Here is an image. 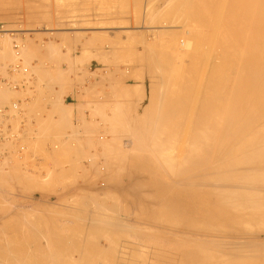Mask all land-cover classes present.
I'll return each mask as SVG.
<instances>
[{
	"label": "bare ground",
	"instance_id": "bare-ground-1",
	"mask_svg": "<svg viewBox=\"0 0 264 264\" xmlns=\"http://www.w3.org/2000/svg\"><path fill=\"white\" fill-rule=\"evenodd\" d=\"M45 1H47V0H45ZM133 1H134V3L137 1H139V3H142L141 1L145 2V0H137V1L133 0ZM162 1H164V3H163L164 6L161 7V5L159 4L160 8H161L160 9V8H157L160 0L159 1L158 0H147L146 3H148V6H147L148 8L147 9L144 8V9H146V11H147L146 12L147 18L150 17L151 18L150 20L153 22V25H154V26H152V22H149L151 24L150 26H152V27H148V26L147 27H148V30L150 29L149 32L151 33V35L153 37L152 38L153 42H155L154 40L158 39L159 37H164L167 40H168V38H170V40L166 41V43L169 42L168 43L169 45L167 44L168 46L167 45L166 46L168 48L170 47V49L172 48V53H171V50H170V53L173 54V57L170 54L163 56L161 52H160L161 54H159L158 51L156 52V50H154L155 48H153V47L151 49L150 46H155L156 42L154 44L150 45V43H152V41H149V40H145V42H144L145 43L144 46L147 49L150 48V50H147V49L145 50L146 52L147 51L149 52V53L147 52V55L142 54V55L136 56V60H134L132 57H130L131 55L133 56V53L130 56L126 55L125 57L128 58L127 56H129L131 59H133L132 61H138V64H139L140 62L143 63L144 61H146L148 55L150 54L151 58H152V63L151 62L150 63H151V65H153L152 66L153 68L151 67L152 70L155 69V70H157V72L159 70L162 71L161 74H159L160 72L156 73L159 75V76L157 75L158 77L155 74V72H156L155 70H154L155 72L151 71V72H154L153 74H155V79L153 80V83H155V85L154 84L153 85L155 88H157L156 85L161 84L160 86H163L162 90L164 88V90H163L164 92L163 91L161 92L160 91L161 89L158 90V88L157 89L153 88L154 89L153 91H152V89L148 88L149 91H151V95H149L147 97V99L148 98L149 99L146 103V106L144 107L143 110H141L140 114L135 115V114H131V113L128 114L127 112H134L136 107L132 108L131 106H134L135 102H140L143 100L142 98H140L139 100H137L138 98L135 99V97L138 96L141 92V85H139V84H128L127 83L128 85H121L122 82L120 83V79H119L121 76L118 78H115V76L113 74V76L115 78L114 80L119 79V82H118L119 84L116 82L118 87H115V85H114L115 89L112 88V79L105 78V79H103V81L102 80L97 81V79H96L97 82L95 81L96 84H98V85L100 84V86L102 85L101 87L99 86L101 88V90H99L98 87H96L95 83H94L95 87H93L92 85H91L92 86L91 87L89 85L91 89H87V91L84 90V91H86V94H92L96 98H100L98 95V91L101 92L102 94H104L103 91L106 90V88L104 87V84H106L108 87L107 88L108 92H110V90L112 92V89H113L114 90L113 92L118 91L117 93L115 92L116 95L117 94L123 95V97L120 96L122 98H124V97L127 99L131 98V99L126 100L125 104H123L124 101H122V104L124 106L122 104H120V105L114 104V101H113L114 105H110L111 109L110 108H107V109L104 108L106 110H108V109L111 110V111L110 110L108 111V112H111V114H108V116L105 115L107 117H105L103 115V117H105V119L101 116V114H100V116L102 117L101 119H99L100 117L95 118V115L92 116V119L90 117H88L91 120L90 124L88 125V123H87L88 118H87V120H85V119H83V117H84L83 116L82 117V119H83L82 124L84 126L82 124H80V125H82L81 127H83V130L86 128V130L88 131L89 134L91 132H93V134H94L90 139H89V137H86V140H84V141L81 140V141H83L84 143H87L88 139H89L91 141V143H93L101 151L100 152L98 150L99 152H97V155L95 152V155L99 156L101 154L102 157L104 158L102 160L101 159L102 157L101 158L94 157L93 162H91V159H92L91 156L92 155H90L91 158H90V160H88L89 164H87L88 163L87 159L89 157L87 155L88 157H87L85 162L88 166H86V167H91L93 164L97 163V161H100V164H101V160H102V164L99 166V164L97 163L98 167L95 164L97 169L95 168L93 170L95 172L98 171L99 175H96L98 173H96V174L93 173L92 177L94 175H96L97 178L101 177L105 180V182L107 181L106 182L107 184H110L111 186L109 185L106 189L104 188L105 190L100 189L99 190L100 194H97L99 191L97 193H94L93 191L83 190V189L78 191L79 189L77 188L78 190H77V194H75L76 196L74 195V199L69 197L72 200L69 199L68 204H70L69 202L73 201V200H78L76 202L77 203L79 202V204H80L81 201L84 200V198L85 199L87 198V199H89V201L91 199H92L91 201L94 200L93 204H95L94 205L95 207H94V212H92V213L90 212L92 209L90 211H88V208L90 207L87 205V203L89 204L88 200H87L88 202L86 201L87 203L85 202L86 203L85 205H84V203L83 204L81 203V205H84V209H82L83 208V206H82V208H79L80 209L79 211H76L77 210L76 208L78 205L75 207L76 204H74V205L72 204L73 207H75L76 212L73 211V208L71 210V208H69L66 205L65 208L68 207V209H70V211H71L70 212L68 209L64 208L66 211H68L66 213V215H68L67 217H69V215L71 214L69 218H71V217L73 218V219L71 218L72 221L70 220L71 221L70 223L65 222V221L59 223V221L61 219L64 220L63 215H61L62 216L61 217L59 215V213L57 214L58 218L56 217L57 220L55 219V217H54V219H52L53 217L49 218V216L50 215L53 216V214L49 213L50 214L49 215L47 211H46L47 214H45V215H48V218L44 219L45 215L43 217L42 216L43 213L40 211L38 212V210H37L39 207L36 209L37 211L32 210V209L30 211V209H29L30 212H27L26 210H28V208L24 206L25 209H23L22 208L23 206H21L23 211H21V208H20L21 212L19 210H18L19 211L18 212L17 208H16V212H18V213L13 211L15 213V215L13 214L11 216V214L8 213L10 216H8V217L6 216L7 218H4V221H2L3 219L1 218V221H0V262L2 260H4V261H2V263H4V264H7L9 261H11V262L14 261L15 263L13 262V264H86V262L89 264H100V262L104 263V261L106 264H108V263L109 264H164V262L166 264H264V236H261V235H264V0H162ZM63 2L64 1L62 0V3ZM73 2L74 1H72V3ZM106 2H107V0H106ZM119 2H120V0H118L116 4L118 5ZM126 2H128V1H126ZM144 2H143V4H146ZM10 3H12V2H10ZM120 3H122V2H120ZM126 4L127 3H124V7L126 6ZM143 4H142V7H143ZM3 5H4V3H0L1 8L3 7ZM6 5H9V4L6 3ZM18 5H19V3H18ZM115 5H113V7ZM45 6L47 7L46 4H45ZM91 6H92V4H91ZM137 6L135 7L136 9H137ZM139 6H140V4H139ZM127 7H128L127 9L130 10L129 6H127ZM130 7H132V6H130ZM34 8H35V6H34ZM40 8L42 9V7H40ZM102 8H103V6H102ZM83 9H84V6H83ZM115 9H117V6ZM124 9H126V8H124ZM140 9L142 10V8H140ZM156 9H158V10H156ZM0 10H2V9H0ZM90 10H88V11H90ZM101 10L103 11V9H101ZM114 10H113V13H114ZM121 10H119V11H121ZM126 10H125V13H126ZM96 11H97V9H96ZM134 11H136V10L134 9ZM76 12L77 11L72 12V13H76ZM103 12H102V14H103L102 16L107 17L106 16L107 13H106V15H104L105 12L104 13ZM131 12L133 13V11H131ZM138 12H141V11L139 10ZM56 13H58V12H56ZM69 13H70V11H69ZM113 13L112 14L109 13V14H111L113 17ZM119 13L122 14V12H118V14ZM125 13L122 14L123 18H125L124 17ZM128 13H126V14H128ZM141 14H143V13H141ZM56 15L58 16V14H56ZM59 15H60V13H59ZM97 15H99V14H97ZM100 15H101V13H100ZM115 15H117V14H115ZM154 15H155V18L157 16L160 17L163 15H165V16L167 15V17H170V19H172V20L170 22L166 21L165 23H162V24L159 22L160 24L157 25V23H154V20H156V22H157V21H159V18L158 19L153 18ZM47 16H48V14H47ZM81 16H82V13H81ZM79 17L80 16H78V18ZM114 17H118V15L114 16ZM114 17H113V21H115ZM78 18L76 17L77 20H78ZM136 18H134V19H136ZM145 18H146V15H145ZM145 18H142L141 20H143ZM152 18H153V20H152ZM119 19L120 18L118 17V20ZM162 19H160L161 22H162ZM59 20H60V18H59ZM105 20H103L104 23L103 22L101 23V28H102V26L106 25ZM111 20L112 19H110V21ZM122 20H121V23H124V22H122ZM89 21H86L87 24L89 23ZM107 21H106L107 23L111 24L110 27H112L113 25L116 26V24H114V23L115 22L117 23V21L113 22V25H112V23L109 22L108 18H107ZM139 21L137 24H139ZM95 22H97V21H95ZM147 22L148 21H146V24H149ZM72 23H74V22L72 21ZM78 23L81 25L80 22H78ZM82 23L84 24V21ZM121 23H120V21L117 23L119 25L116 27V29H121V30L126 29L127 31H129L127 28L128 27L127 23H125L127 25V27L123 24L121 25ZM134 23H136V22H134ZM92 24H94V22ZM109 24H107V26ZM155 24L157 26H155ZM27 25H28V23H27ZM31 25H33V24H31ZM140 25H141V23H140ZM58 26H59V23H58ZM65 26H66V23H65ZM67 26H69V25L67 24ZM107 26H105V27H107ZM110 27H108V28H110ZM84 28H86V27H84ZM88 28H90V27H87V29ZM94 28L97 31L98 27H97V29H96V27H94ZM94 28H93V31H94ZM99 28H100V26H99ZM132 28H134V27H132ZM136 28H138V27H136ZM39 29H41V28H39ZM56 29H58V28H56ZM70 29H72V27ZM90 29H92V28H90ZM26 30H28V29H25V32H26ZM121 30H120L121 34L119 33L120 35H122V32L125 31V30H122V31ZM93 31H91V32H93ZM111 31L116 32L117 34L114 33L116 36L119 35L117 30L116 31L111 30ZM132 31H133V29H132ZM132 31L130 29L129 32L135 33ZM2 32H8V33L14 32V33H16V30L15 31H13V30L9 31V29H8V31H7L5 29ZM2 32H0V36L5 35L3 39H6V41L8 38H11L7 41V43L9 45H12L10 43H12L11 40H12V37H14V36L12 35V37H8V36L6 37L7 34L3 33V35H2ZM53 32H55V31H53ZM83 32L84 31H82V33ZM129 32L125 33V35H127V34L129 35ZM56 33H59V32H56ZM75 33H76V31H75ZM78 33L79 32L77 31V34ZM82 33H81V35H82ZM104 33H106V35H107V32H104ZM104 33L101 32V35ZM77 34H75V35H77ZM84 34L82 35V37L84 36ZM93 34L95 36L98 34V32H97V34L95 32ZM93 34L91 35L92 36L91 38H89V36L86 37V39H88L87 42L89 41V39H93V38L95 39V37H97V38L98 37L99 38L104 37L103 35L101 36L100 33H99V35L93 37ZM109 34H111V33H109ZM9 35H11V33ZM59 35H61V34H59ZM59 35H58V37H59ZM66 35L67 34H65V36ZM81 35L79 33L80 37H81ZM134 35H130V36H134ZM61 36H63V35H61ZM79 36H77V37H79ZM105 37H104V39H105ZM142 37H143V35H142ZM0 38L2 39V37H0ZM68 38H69V36H68ZM83 38L85 39V37H83ZM114 38H112V40L109 39V41H113ZM127 38L129 40H131L130 37H127ZM150 38H151V36H150ZM15 39H17V38H15ZM76 39H78V38H76ZM116 39H117V37H116ZM118 39L120 40V37ZM63 40H65V39H63ZM70 40L71 41L68 40L69 41L68 44L72 42V38ZM132 40H134V39H132ZM158 40H160V39H158ZM0 41L2 42V40H0ZM76 41H74V43ZM94 41H96V39ZM124 41H126V40L124 39ZM142 41H143V39H142ZM5 42H3L2 47H0V54H2V57L6 58V56L8 57V55L13 54L12 57L15 60H13V58L11 56H9L11 59L6 58V59H10V60H8L9 63L12 62L10 65H14L16 63H21L22 66L25 67L28 63V65H27L28 67L27 66L25 67L27 69L26 73H23V72H25L23 69V72H20L19 74H14V75H9L7 72H5L6 70L0 71V73L2 75L5 72L6 74L4 76L7 75V77L9 79H11L12 84L17 86V88H14V87L9 88L6 86L0 87V95H2V93H3V95L0 96V105L2 107L7 108L9 110L10 114L15 115V118L12 120V125L14 127V130H16V132H15L16 134L21 133L20 134V137H21L20 142L22 145L25 146V147L22 145L19 146L16 143L7 142V141L3 142V143L0 142V185L3 186L4 184H2V183L5 182L6 185L4 187H6L7 185L10 186L9 182L11 181L10 179L12 178L11 177V178L7 179V177H9V176H4V175L10 174V176H11V172L13 171L12 173H14V170L12 169L13 167L11 168V166H13V165L15 166V163L16 162L18 163L19 162L18 160H20V158L21 159L26 158L24 156L23 157L21 156L20 158L17 157V159H16V158H14V156H16V155L20 156L23 153L26 156L30 155L31 149H33V148L35 149V150L34 149L32 150L34 153L33 156H35L36 149H39L37 147L39 145H35V144H37L38 140L40 138L42 139L45 136V134H46V136L43 138V141H45L44 143L46 144L47 149H49V147L51 148L53 146L54 149L56 150V148H57L56 145L59 143H57L55 141L56 138H54V137H53V141H55L54 143H57V144H53V142H51V140L49 141L50 143L47 142L49 140V138L52 139V137H49L48 135L49 134L51 135V133H55L56 137L61 136L60 139H63L62 133H65V134L69 133L68 130H67L68 131L67 133L64 131H65V128L68 129V124L70 123V116L72 115L73 110L74 109L76 110V108H77V110L80 111L81 110L80 107L83 105V103H81V106L79 104H77V106H76V105H73L72 103L66 104L65 102H62L61 99H63V98H61V96H65L64 94L67 93V89L72 86V83H70L71 81L64 76V73L60 68H58V69L63 74L61 72L55 73L56 69L54 66V69H55L54 73L56 75H54L53 78L49 73L47 75V77L51 78L50 80H54V81H52V84L53 85L56 84V86H58V89H57V87L55 89V85H54V87H52L51 83H48L49 79L47 80L45 78L46 76L44 77V75H46V72L48 70H45L46 67H45V69H42L41 64H40L41 67L39 66L38 69L44 75L41 74L39 72V70H38V72H35L37 70V68L34 67V74H35V77H34V75L32 74V71H33L32 67L36 66V63L34 65V64H32L33 62L31 63L30 61H33V59L36 58V57H33V55L36 52V50L34 49L35 47L31 46L26 50L22 46L21 51H19V54L22 53L23 56L26 54V57H27V55L31 54L30 55L31 58L29 59V56H28L27 58L21 59L22 57H20L19 54L15 55L17 52L14 51L13 48H11ZM48 42H49V40H48ZM87 42H85V43L87 44ZM127 42L128 41L125 42L126 43L125 45H127ZM129 42H131V41H129ZM66 43H67V41H66ZM78 43H79V41H77V44ZM94 43H96V42H94ZM100 43H102V42H100ZM132 43H129V44H132ZM144 43L142 42V44H144ZM62 44H65V43H62ZM115 44H117V42ZM120 44H121V42H120ZM142 44H141V47L143 46ZM157 44L162 45L161 42H158ZM164 44H165V42H164ZM99 45L100 44H98V46ZM110 45H113V43ZM71 46H72V44H71ZM73 46H76V44H74ZM84 46H87V45H84ZM91 46H93V45H91ZM94 46H95V44H94ZM133 46H135V45H133ZM8 47H10V50L12 52L14 51V53H12V54H11V52L9 53ZM102 47H101V49H102ZM115 47L113 46V48H115ZM122 47L124 48V46H121L120 48L118 47L119 49H117V50L122 49ZM129 47H131V46H129ZM57 48H59V47H57ZM69 48H70V46H69ZM82 48H83L82 49V55L79 56V58H81V62H80L81 65H82V63H83L82 61L84 59H87V57H89L91 54L93 55V53H91L89 56H87L86 53H88V52L86 50L88 48L86 50H85V47H82ZM95 48H96V46H95ZM168 48H166V50ZM51 49H53L52 46H51ZM77 49H80V47ZM90 49L88 50L89 52H90ZM133 49L135 50V48H133ZM133 49L131 51L134 52ZM156 49H157V46H156ZM23 50L26 51L24 54H23V52H24ZM98 50H100V49L98 48ZM113 50L111 47L110 49H108V51L107 50L106 51H107V53L108 52L110 53L111 51L113 52ZM158 50H161V49L158 48ZM57 51H59V50H56V53H57ZM95 51L96 50L94 49V52ZM102 51H104V50H102ZM102 51L100 50L101 53L99 52L100 53L99 55L102 57L106 56V51L104 54H102L103 53ZM61 52H63V51H61ZM64 52H66V51H64ZM96 52H97V54L94 53V55H97L96 58L100 57V56H98V51H96ZM140 52H142V51H140ZM140 52H138V53H140ZM51 53H53L52 50H51ZM120 53H122V52H120ZM136 53H137V50H136ZM138 53H137V55H138ZM165 53H167V52H165ZM168 53H169V51H168ZM45 54L48 55V57H49V53H45ZM126 54H127V52H126ZM64 55L65 54H63L62 57H64ZM113 55H114V53H113ZM123 55L121 54V56H123ZM53 56H55V54ZM111 56H112V54L110 55V58H113ZM0 57H1V55H0ZM18 57H20V58H18ZM48 57L46 56V58H48ZM51 57H52V55H51ZM68 57H69V55H68ZM102 57H101V59L107 60L106 59L107 56H106V58H102ZM110 58H108V59L110 60ZM115 58H116V55H115ZM4 59L3 60L0 59L1 60L0 62L3 63ZM25 59L26 60L28 59V61L25 62L26 61ZM56 59L61 60V58H55V62H56ZM149 59L150 58L148 57V61H149ZM11 60H13V61H11ZM23 60H25V61H23ZM65 60L67 61V59H65ZM68 60H71V59H68ZM98 60H100V58ZM118 60L121 61L120 58ZM126 60L127 59H125V62H126ZM8 61L6 60V62H4V63L7 64ZM22 61L25 62L26 65H24V63H22ZM34 61H35V59H34ZM49 61H51V59ZM78 61H80V60H78ZM115 61H116V59H115ZM52 62H54V61H52ZM30 63L32 64V66L30 65ZM134 63H132V64H134ZM108 64H110V63H108ZM38 65H39V63H38ZM71 65H72V63H71ZM113 65H115V64H113ZM116 65H119V64L117 63ZM70 66H69V68H70ZM139 66L137 68H140L141 66H142V68L145 67V66H143V64L140 67ZM0 67H1V65H0ZM29 67H30L31 71L28 69ZM79 67H82V66H79ZM111 67H112V65H111ZM116 67L117 66H115L114 68H116ZM1 68L5 69V65H4V67H1ZM108 68H110V67H107V69ZM128 68H129V66H128ZM116 69H114V71ZM122 69H125V68H122ZM147 69H149V68L146 66V70ZM42 70H45L46 72L44 73V72H42ZM67 70H70V69H67ZM67 70H66V72H67ZM132 70H135V68ZM107 71H109V70H107ZM84 72H86V71H84ZM93 72L95 73L96 71H93ZM102 72L104 73L105 71H102ZM120 72H126V71L121 70ZM142 72H143V70H142ZM38 73H40V75L43 76V80L46 79V81H43V83L46 82L45 84H41L38 86L37 83H41L40 78L42 79V77L39 76ZM80 73H81V71H80ZM88 73L91 75L92 72L91 73L88 72ZM68 74H69V71H68ZM82 74H83V71H82ZM111 74H112V72H111ZM130 74H131V72H130ZM149 74L150 73L148 72L147 75H149ZM36 75H37V80L39 77V82H36V80H35ZM93 75L94 74L92 73L91 77H93ZM119 75H120V73H119ZM122 75H123V73H122ZM131 75L133 76V78H135V80L140 79V76H138L139 75L138 73L137 74L134 73ZM140 75H141V73H140ZM151 75H149V78L151 77ZM67 76H69V75H67ZM79 76L81 77V74ZM79 76H78V81L82 85L83 82H81L82 79H80L81 81L79 80ZM82 76L85 77L86 76L85 73ZM95 76L98 77L97 75H95ZM123 80H124V77H123ZM78 81H77V83H78ZM140 82H141V80H140ZM149 82H151V81L149 80ZM116 83L114 82V84H116ZM78 85H79V83H78ZM151 85H152V82H151ZM89 86H87V87H89ZM166 87H169V89L168 88L166 89ZM96 88H97V91H96ZM116 88H117V90H116ZM5 90L7 91V93ZM8 90L13 91V93H15V92L17 93V94L16 93L13 94L12 92L11 93L9 92L10 94H13V95H21L22 94L21 96H23L24 98L13 101V103H11V104L8 103L10 105H7V102L8 101L10 102V100H8L6 102L4 100V97L6 95H7L6 97H8V95H10L8 93ZM42 90H44V91H42ZM51 90L54 92H52ZM2 91H5V93ZM20 92H23V93H20ZM25 92H27V93L30 92L31 96H34V95L36 96L37 94H35V93L38 92V96L40 98H37V96H36V98L34 97L36 99V101H37V99L41 100V96H42L41 101L43 102L42 104L44 106L42 105V109H41L40 106L38 105L39 109H41V112H40V110L38 112H33L35 110V108H34V110H32L33 109L32 105H30V107H31V110H30L28 105L32 103L31 99L33 97L30 96V93L28 94L29 96H27V94H26L27 97H25L24 96ZM55 92H56V94L59 93L58 99L56 98V97H58V94L53 95ZM18 93H20V94H18ZM41 93H43V94L41 95ZM49 93H53L52 95L55 98H53L51 100H55L56 102H54V101L52 102L50 100L49 96L51 97L52 95L51 94L49 95ZM115 93H113V96H111L112 94L110 93L111 94L110 96L113 99L118 97V95H117V97L114 96ZM46 96L48 97L50 102L46 101V100H48ZM132 98H134L135 100H133ZM2 99L6 102V104ZM113 99H111V100H113ZM118 99H119V97H118ZM40 100H39V102H41ZM33 101H34V99H33ZM45 102H48L47 103L48 105L50 103V106L53 105L51 103L55 104L54 107H52L53 110H55V113L53 110H52V112L54 114L57 113L56 115L60 116V118H59L60 120L59 119L56 120L55 118L57 116L54 117L53 116L54 114L52 112H51L52 114L50 112H48L52 116L42 112L43 109L45 108ZM115 102L117 103L118 101H115ZM15 103L19 104V107L21 110L20 114H19L18 109L14 110V111L12 109V105L13 104L15 105ZM88 103L89 102H87V104ZM94 103H96V102H94ZM105 103L107 105L108 102H105ZM84 104H85V102H84ZM91 104H92V102H91ZM99 104L100 103H96V111H98V112L100 111L99 110L100 109ZM50 106H49V110L47 109L48 107L46 108L48 111H51V109H52V108L50 109ZM108 106L104 105V107H108ZM33 107H35V106H33ZM82 108L85 109V107H82ZM89 108H92L94 111L93 106L88 107L87 109H89ZM76 111H75V113H76ZM102 112H104V111H102ZM77 113H76V116H77ZM79 113H81V112H79ZM105 113H107V112H105ZM79 117L81 118V116H79ZM79 117H76V118L78 119ZM50 118L51 119L54 118V120H56V121L54 122L52 120L53 121V123H52L51 120H48ZM80 118H79V122H80ZM98 119L103 121L102 123H104V126L101 124V125H99V127L95 128L96 126L94 125V123H98V121L93 122V120H98ZM47 120L50 121L52 124L51 123L48 124ZM84 120L87 123V125H85L83 123ZM60 121H61V123H60ZM101 121H99V122L101 123ZM62 122H64V123H62ZM20 123H23L22 128L20 126ZM78 123L76 122L75 124L78 125ZM91 124H92V126L94 125L95 127L92 128L93 130L90 129L91 131L89 132L88 128L92 127V126H90ZM107 125L109 126V128ZM71 126L72 125L69 126L70 131L72 129V128H70ZM78 127L76 126L75 128L72 129V131H74V129H76ZM81 127L79 129H81ZM100 127L105 128V130L104 131L97 130ZM94 129H96V130H94ZM83 130H81V131H83ZM76 131H77V129H76ZM78 132H73V133H75V135H76ZM94 132L95 133L98 132V133L95 134ZM88 133H86V134H88ZM121 133L129 135L127 138L130 137L133 142H129V139H130L129 138L128 139L129 144L128 143L125 144V142H123L125 137L123 138V136L119 135ZM71 134H70V136H71ZM80 134H81V132H80ZM80 134L78 133L79 136H80ZM73 135L74 134H72V136ZM78 135L74 136V138L69 139L67 137L66 139L68 141L71 140V142H72L73 141L72 139H75ZM47 137H49V138H47ZM66 139L61 141V143H63V144L61 145V147H60V145L58 146V147H60V148H58L59 150L61 148H64L62 146H65L66 149H68L67 147L69 146V144H70V146H72L73 143L69 142L67 144ZM81 139H83V137ZM84 139H85V137H84ZM182 139L186 140L185 141L186 143H184V141L180 142V140H182ZM58 140H59V138H58ZM43 141H41V142H43ZM39 143H40V141H39ZM44 143L43 144L40 143V144L45 145ZM51 143H52V146L50 145ZM176 143H177V145H176ZM181 143L184 146L186 144V146L184 148H183V146H180L178 148V144H181ZM66 144H67V146H66ZM77 144H80V143H78V141H77ZM88 144H89V142H88ZM88 144H86V146ZM42 145H40V146L42 147ZM83 146H84V144L82 146L78 145V147L76 145V147L78 148L77 149L78 151H76V150L72 151L73 148L70 147L71 148L70 152L75 153V151H76V152L80 153L82 151L79 150V147H82V149H83ZM86 146H85V149H86ZM171 146H172V148L174 146L177 148V150L175 149L176 152H178V149H180L182 147L183 149L182 148L181 149H182V151L184 150L183 151L184 153L181 150L180 151L183 153V155L179 156L178 153H176L178 155L177 156L176 154H173L174 150H172L170 148ZM43 147H45V146H43ZM53 147L51 148V152H55ZM28 149H30V152H29L30 154L29 153L27 154V152H26V151H29ZM66 149L65 150L63 149L65 151V153L68 152ZM85 149H83V152L86 151ZM89 149L87 150L88 154H89V152L91 153V151H89ZM39 150H37L38 153L40 152ZM42 150H43V148H42ZM171 150L173 153L171 152ZM44 151L45 150H43V152ZM61 151H62V149H61ZM64 151H62V153ZM10 152H12L15 155L10 154ZM43 152H42V154H43ZM93 152H94V150H93ZM44 153L46 156L47 153L46 152H44ZM49 153L47 154L48 155L47 157H49L51 155V154L49 155ZM57 153H58V151H57ZM62 153H61V156L60 155L59 156L63 159ZM79 153H76L75 155L77 156ZM82 153H80V154L82 155ZM70 154L71 153H69V155ZM10 155H13V157ZM53 155H55V154H53ZM53 155H51V156H53ZM66 155H68V154H66ZM66 155H64V157ZM71 155H74V154H71ZM83 155H84V153H83ZM93 155H94V153H93ZM8 156H10L12 159L14 158L13 160H16V162L13 161L14 162L13 165L9 164V165H11L10 168L12 171L7 167L8 164H7V166L5 165L6 164L5 159L7 160L10 158V157L8 158ZM78 156H80V155H78ZM55 157H57V156L55 155ZM55 157H51V159L52 158L54 159ZM83 157L86 158L85 155ZM131 157H133L135 159V161L132 164H128L127 158L130 159ZM29 158H30V156H29ZM44 158L46 159V157H44ZM66 158H68V157H66ZM72 158L73 157H69L70 161L68 159L67 160L64 159V160L66 162L67 161L71 162L73 159H75V157L73 159ZM76 158H79V157H76ZM80 158H82V157H80ZM95 158L98 160L95 161L94 160ZM31 159L33 160V158L31 157L29 162H31ZM34 159H36V158H34ZM41 159H40L41 161H38L39 163L40 162L42 163L43 158L41 157ZM57 160L58 159H56L55 167L57 164ZM46 161H47V159H46ZM46 161L44 160L43 163L46 164L45 163ZM51 161H49V162H51ZM77 162H75V160H74V162H73L74 166L73 167H75V168L73 170L70 169L71 171H75L76 169L78 170L77 167H79V166H80V168L82 167V165H78L79 163L77 164ZM32 163L33 162H31L30 165H32ZM75 163L77 165H75ZM2 164H4V166L7 167V171L10 170L9 173H7V171L4 170L5 168L2 169L3 168ZM86 164H84V166ZM43 165H41V166H43ZM63 165H64V163H63ZM63 165H62V163L61 164L59 163L57 165L56 169L58 172L56 175H58V177H60L61 179H62V177L66 176L67 179H65V180H67V182H68V180H70L69 178H70L71 173L69 174L70 170H68L69 171L68 172L66 167L63 168L64 167ZM89 165H91V166H89ZM19 166H20V164H19ZM86 167H85V169L87 170ZM33 168H35V167L33 166ZM33 168L31 167V170ZM36 168H38V167H36ZM44 168H45V165H44ZM52 168L54 169V165H52V167L49 169H52ZM53 169L50 170V173H51V171H53ZM16 170L18 171L17 168L15 169V171ZM23 170H25V169H23ZM83 170H84V168L82 167V171ZM20 171H22V170H20ZM27 171L26 172L24 171V172L30 175L31 174L29 172L30 170L28 171L29 173ZM87 171L84 172L85 176L92 174L91 173L92 171H90L91 174L88 171V173L86 175ZM44 172H46V171H44ZM80 172H81V169H80ZM80 172L79 173L76 172L79 175V177H80L81 173H83V172H81V173ZM50 173H49V170H48V173L46 172L47 177L45 176V173H44L45 180H44V176H42L41 178H43L42 179L43 181H41V180H36L37 178L40 179L39 177H36V176H38V174H34L36 176L32 175L34 178L29 179V177H27L25 174H23V171H22L23 176L27 177L25 186L27 188L29 187V190H31V191H38V192L43 193V194L53 195L56 192V190H49L51 188L50 187L51 185L49 186L50 187L49 189L47 188L49 185V183L47 184V181L50 182L52 184V186L56 183V182L55 183L51 182L50 179L54 175H52V173L51 174ZM84 173L81 176V178L83 177L81 180L84 179ZM40 174H41V172L39 173V176H40ZM67 174H69V178H68ZM12 175L14 176V174H12ZM20 175H21V173H20ZM50 175H51V178H50ZM73 175H75V174L73 173L72 176ZM16 176H19V174L18 175L15 174L14 177H16ZM96 176L93 178L96 179ZM14 177H13L12 181L16 179ZM58 177L56 178V180L60 179ZM92 177L89 176V179ZM4 178L7 179L8 181L10 180V181L8 182ZM123 178H127L128 181L130 182V185L128 184L129 185L128 187L126 184H124ZM148 178L150 181V183H149L150 185H147L149 181H146V180ZM61 179H60V181L58 180L60 182V184L62 183ZM73 179L77 180V179H75V176L72 178V180ZM20 180H22V179H20ZM74 180L72 182L69 181L70 183H73V184H70V186L71 185L73 186L74 183H76V182L80 183L79 181L75 182ZM91 180L92 179H90V182H91ZM93 180H92V183L95 184V186L98 184H101V186L103 187L105 185L104 183H97L96 184L93 182ZM96 180L98 181V179H96ZM96 180H94V181L96 182ZM100 180H99V182H100ZM166 180H170V184L166 183ZM12 181H11V185H12ZM23 181H24V179H23ZM53 181H54V179H53ZM88 181H85V182L87 183ZM21 182L22 181H20L21 185L25 184V183H21ZM13 183H15V182L13 181ZM63 184L65 185L66 181ZM63 184H61L63 187H65L63 189L67 190L68 189V187L66 188L67 184L65 186ZM93 184H90L89 186L92 187ZM2 186H0V187H2ZM8 186L6 188H10ZM72 186H71V188H72ZM15 187H18V186L16 185V186H14V188ZM54 187H55V185L52 188L54 189ZM126 187H127V190H129V191L131 190L130 193H132L133 195L131 194V196L130 195L128 196V194H127L126 199H128L129 201H127V203L126 202L121 203V201H120L121 199L119 200L120 197L118 196L117 192L123 191V193L125 195ZM14 188H11L10 191H13V190L15 191L16 188L15 189ZM61 188L62 187L60 186V189ZM110 188H112V190ZM22 189H25V188L22 187ZM63 189H62V191H63ZM25 190H27V189H25ZM57 192H59V190H57ZM88 192H90V193H88ZM4 193H3V195H1L2 198H0L1 199L0 202L2 201V204H3V200H2L3 196L8 195L7 197L12 198L13 196L18 195V194H15L13 192L9 193V194L8 193L4 194ZM67 196H70V194ZM71 196L73 197V195H71ZM99 197L100 198H106V199L108 198L111 201H107L106 199L105 200L103 199L104 200L103 201ZM169 197L173 198L174 200H170ZM4 198H6V196ZM98 198L102 202H99V201L97 202L96 200ZM124 198H125V196H124ZM12 199H8L9 204L10 203L14 204V202H10V201L15 200V202H16L18 200V199L17 200L16 199L12 200ZM27 199H29V198H27ZM145 199H147V201ZM21 200H23V199H21ZM6 201H7V198H6ZM6 201L3 204L4 206L7 204L5 206V208L9 206V204L6 203ZM91 201H90V203H92ZM43 202L45 203V201H43ZM82 202H84V201H82ZM65 203L67 204V202H65ZM2 204L0 203V213L1 214L6 213V211H4L5 209L3 208L4 206H2ZM60 204H61V201H60ZM93 204H92V206H93ZM41 205H42V203H41ZM72 205H71V207H72ZM120 205H123V208L125 207L124 213L128 214L126 218H123L124 216H122L123 209L120 208ZM53 206H54V204H53ZM55 206H56V203H55ZM62 206H64V205H62ZM85 206H86V208L87 207L88 208L86 209ZM132 206L134 207L133 209H135V210L137 208V210L135 212L132 211V213L134 212L133 213L134 215H137V214L141 215L142 220L144 219L146 224H142L141 222L139 223V221H140L139 219L132 221L131 219L128 218L129 214L131 213V207ZM146 206H149V207H146ZM33 207L35 208V206H33ZM78 207H81V206H78ZM44 208L47 210V208L45 206H44ZM57 208H59V210H60V207H58V205H57ZM139 208H140V210H139ZM147 208H149V210H147ZM150 208H152V209L150 210ZM8 209L10 210V207H8ZM18 209H19V207H18ZM52 209H48V211H50ZM62 209L63 208H61V211L58 210L60 212V214L65 212L64 209H63L64 212H62L63 211ZM6 210H7V208H6ZM54 210L55 209H53V211ZM34 211H36V214L39 213L40 215L39 216L36 215ZM50 212H52V211H50ZM57 212H55L54 215H56ZM28 213L30 215L32 214L31 215L32 218H31V216L28 215ZM52 213H54V212H52ZM34 215L36 216V218L33 217ZM40 216L43 218L42 220L39 219ZM59 217H61L60 220H58ZM109 217H112V218H110L111 221H110ZM29 218H31V219H29ZM37 219H39V220H37ZM80 219L83 222H80ZM151 223H153V224H151ZM163 224H165V225H163ZM110 225H111V227H110ZM141 225L144 228L140 227ZM152 227H155L156 230L153 231ZM10 230L11 231L14 230L15 231L14 233H16V234L13 235V231L9 232ZM63 230H68L67 233H69V231H73V233L65 234L64 232H62ZM45 231H47V234L44 233ZM10 233H12V234H10ZM9 235H13V236H9ZM13 237H14V239H12ZM101 237H106L109 242H107V244H105V245L103 243H100L99 239ZM43 238H45V239H43ZM134 239L138 241L137 244L140 243V244H138L140 246L134 244V243H136V241L134 242ZM132 241L134 243H132ZM164 241H166L172 247H169V245L168 246L165 245L167 243ZM169 242H171V243H169ZM29 243L32 244V247H33L32 249L26 248V245H28ZM104 243H106V241H104ZM162 243H165V244H162ZM22 244L25 245L24 249H18V248H22V247H20V245H22ZM12 248H14V252H13V250H11ZM184 248H188V249H184ZM248 248H250V249H248ZM246 250H248L249 252H247ZM12 252H13V254H12ZM6 257H8L9 260L7 259V262L5 263ZM106 261H108V263ZM11 262H9V263H11ZM2 263H0V264H2Z\"/></svg>",
	"mask_w": 264,
	"mask_h": 264
},
{
	"label": "rangeland",
	"instance_id": "rangeland-1",
	"mask_svg": "<svg viewBox=\"0 0 264 264\" xmlns=\"http://www.w3.org/2000/svg\"><path fill=\"white\" fill-rule=\"evenodd\" d=\"M14 1V2H13ZM64 2L62 3V0H47V1H45V0H0V3H4V5H3V7L1 8L0 7V9H2V10H0V26H2V30L4 31L5 29L8 31V29H9V31H15L16 30V33H14V32H2V35H3V33H5V34H7L6 35V37L8 36V37H12V35L15 37V38H21V40H22V42H23V47L27 50L29 47H31V46H33V47H35L34 49L36 50V52H35V54L33 55V57H36V58H34L35 59V61H34V59H33V61H30L32 64H34L35 65V63H36V66H33L32 67V69H33V71H32V74L34 75V77H35V74H34V67H36L37 68V70L35 71V72H38V68H39V66L41 67V65H42V69H45V67H46V69L45 70H48L47 72L45 71V70H42V72H46V75H44L43 73H41L40 72V70H39V72L41 73V74H43L44 75V77L49 81H47L48 83H51V86L52 87H54V85H55V87H56V84H52V81H54V80H50L51 78H49V77H47V75H48V73L52 76V78H53V76L54 75H56L55 73H57V72H61L58 68H60L62 71H63V73H64V76L67 78V79H69L71 82L70 83H72V85H73V83L74 84H78L79 83V85H81V83L78 81V76L81 74V77L79 76V80L80 79H82V81L81 82H83V83H85V80H88V81H93L94 82V80H102L103 81V79H105V78H110V79H112V88H114L115 89V87H118V85H117V83L119 82V79H120V83L122 82V84L121 85H128V84H139V85H141V92H140V94L138 95V96H136L135 97V99H137V100H139L140 98H142L143 100L142 101H140V102H135V105L134 106H131L132 108H135L136 107V109L134 110V112H127L128 114L129 113H131V114H135V115H138V114H140V112H141V110H143L144 109V107L146 106V103H147V101H148V99H147V97L149 96V95H151V91H149V89L148 88H150V89H152V91L154 90V89H157L158 88V90L159 89H161L160 91L162 92L163 90H164V88H163V90H162V87L163 86H160L159 84H157L156 85V87L157 88H155L154 87V85H155V83H153V80L155 79V74L156 73H158V72H160L159 74H161L162 73V71L161 70H159L158 72H157V70H155V69H153L152 70V66L153 65H151V63H152V58H151V55L149 56L148 55V57L150 58L149 59V61H148V57H147V60L146 61H144L143 63L142 62H140L139 64H138V61H132L133 59L134 60H136V56H139V55H144V54H146L147 55V52L145 51L147 48L144 46L145 45V40H149V41H152V43H150V45H152V44H154L155 42H156V45L155 46H150L151 47V49H152V47L153 48H155L154 50H156V52L158 51V53L159 54H161L162 53V55L163 56H166L167 54L169 55H171L172 57H173V54H171L172 53V48L170 49V47L168 48L167 46L169 45L168 43L169 42H167L166 43V41H168V40H170V38H168V40L167 39H165L164 37H159L158 39H160V40H158V39H156V40H154L155 42H153V37H152V35H151V33L149 32V30H148V27H152V26H154L153 25V22L150 20L151 18L150 17H148L147 18V11H146V9L148 8L147 6H148V3H146L147 2V0H145V2L144 1H141L142 3H139V1H137V0H135V1H137V2H135L134 3V1L133 0H120V2H122V3H118V5L120 6H118L116 3H117V1L116 0H107V2H106V0H63ZM72 1H74L73 3H72ZM86 1V2H85ZM89 1V2H88ZM91 1V2H90ZM93 1V2H92ZM104 1V2H103ZM111 1V2H110ZM126 1H128V2H126ZM159 1V0H158ZM9 2V3H8ZM10 2H12V3H10ZM30 4H29V3ZM37 4H36V3ZM59 2V3H58ZM95 2V3H94ZM113 2V3H112ZM143 2L144 3H146V4H143ZM6 3L7 4H9V5H6ZM18 3H19V5H18ZM41 3V4H40ZM44 3V4H43ZM56 3V4H55ZM65 3V4H64ZM71 5H70V4ZM77 3V4H76ZM85 3V4H84ZM87 3V4H86ZM90 3V4H89ZM97 3V4H96ZM107 3V4H106ZM116 5H115V4ZM124 3H127L126 4V6L124 7ZM131 5H130V4ZM158 3V2H157ZM163 3H164V1H162V0H160V2L158 3V7L157 8H160V5H161V7L162 6H164L163 5ZM25 6H24V5ZM33 4V5H32ZM35 4V5H34ZM45 4L47 5V7L45 6ZM64 4V5H63ZM68 6H67V5ZM91 4H92V6H91ZM100 6H99V5ZM112 4V5H111ZM129 4V5H128ZM139 6V4H140V8H142V10L137 6V5ZM142 4H143V7H142ZM160 4V5H159ZM27 5V6H26ZM37 5V6H36ZM49 5V6H48ZM62 5V6H61ZM82 5V6H81ZM87 5V6H86ZM95 5V6H94ZM98 5V6H97ZM113 5H115L114 7H113ZM123 7H122V6ZM135 5V6H134ZM2 6V5H1ZM33 8H32V7ZM34 6H35V8H34ZM44 6V7H43ZM78 6V7H77ZM83 6H84V9H83ZM102 6H103V8H102ZM110 8H109V7ZM116 6H117V9H115L116 8ZM127 6H129V8H130V10H128L127 8ZM130 6H132V7H130ZM137 6V9L135 8ZM145 6V7H144ZM40 7H42V9L40 8ZM106 7V8H105ZM122 7V8H121ZM37 8V9H36ZM79 8V9H78ZM86 8V9H85ZM91 10H90V9ZM115 10H114V9ZM124 8H126V9H124ZM144 8H146V9H144ZM47 9V10H46ZM73 9V10H72ZM83 9V10H82ZM96 9H97V11H96ZM101 9H103V11L105 12L106 10V12H105V14L104 15H106V13H107V17H104V16H102L103 14H102V10ZM111 9V10H110ZM122 9V10H121ZM134 9L136 10V11H134ZM161 9V8H160ZM35 10V11H34ZM67 12H66V11ZM70 11V13H69V11ZM79 10V11H78ZM88 10H90V11H88ZM109 10V11H108ZM113 10H114V13H113ZM117 10V11H116ZM119 10H121V11H119ZM125 10H126V13H128V14H126L125 13ZM141 11V12H138V11ZM144 10V11H143ZM156 10H158V9H156ZM60 11V12H59ZM75 12V11H77L76 13H72V12ZM85 11V12H84ZM131 11H133V13L131 12ZM52 12V13H51ZM56 12H58V13H56ZM90 12V13H89ZM97 12V13H96ZM103 12V13H104ZM116 12V13H115ZM118 12H122V14H124L125 13V15H124V17L126 18H123V15L121 14V13H119L118 14ZM59 13H60V15H59ZM81 13H82V16H81ZM100 13H101V15H100ZM109 13H113V17L114 16H117L118 15V17L120 18L119 20H118V17H114L115 19V21H117V23L120 21V23H121V20H122V22H124V23H121V25L123 24V25H125L126 27H127V25H128V30L130 31V29H131V31H132V29H133V31L132 32H135V33H131V32H129V31H127L126 29H122V30H125L124 32H122V35H120L121 34V32H120V30L121 29H116V27L119 25V24H117L115 21H113V17H112V15L111 14H109ZM137 13V14H136ZM141 13H143V14H141ZM146 13V14H145ZM22 14V15H21ZM47 14H48V16H47ZM53 14V15H52ZM56 14H58V16L56 15ZM73 14V15H72ZM97 14H99V15H97ZM115 14H117V15H115ZM157 14V13H156ZM155 14V15H156ZM93 15V16H92ZM134 17H133V16ZM145 15H146V18H145ZM155 15L153 16V18H155ZM158 15V14H157ZM21 16V17H20ZM50 16V17H49ZM55 16V17H54ZM78 18V16H80L79 18H78V20L76 19V17ZM85 18H84V17ZM87 16V17H86ZM95 16V17H94ZM99 16V17H98ZM109 16V17H108ZM138 16V17H137ZM58 17V18H57ZM91 17V18H90ZM137 17V18H136ZM141 17V18H140ZM59 18H60V20H59ZM63 18V19H62ZM66 18V19H65ZM81 18V19H80ZM94 18V19H93ZM107 18H108V20H109V22L110 23H112V25H113V22H115L114 24H116V26L115 25H113L112 27H110V25L111 24H109V23H107L108 21H107ZM117 18V19H116ZM122 18V19H121ZM133 18V19H132ZM134 18H136V19H134ZM139 18V19H138ZM142 18H145V19H143V20H141ZM153 18H152V20H153ZM159 18V21H157L156 22V20H154V23H157V25H159L160 23L162 24V23H165L166 21H168V22H170L172 19H170V17H167V15L165 16V15H163V16H160V17H156L155 19H158ZM163 18V19H162ZM18 19V20H17ZM83 19V20H82ZM96 19V20H95ZM105 20V23H106V25L105 26H107V24H109L107 27H105V26H102V28H101V23L103 22L104 23V21L103 20ZM110 19H112L111 21H110ZM125 19V20H124ZM129 21H128V20ZM138 19V20H137ZM150 21H149V20ZM160 19H162V22H161V20ZM170 19V20H169ZM90 20V21H89ZM127 20V21H126ZM140 20V21H139ZM72 21L74 22V23H72ZM76 21V22H75ZM84 21V24L82 23ZM86 21H89V23L87 24V22ZM95 21H97V22H95ZM107 21V22H106ZM136 22V23H134V22ZM138 21H139V24H137L138 23ZM142 21V22H141ZM146 21H148L147 23H149V22H152V26H150L151 24L149 23V24H146ZM66 23V26H65V23ZM78 22H80L81 23V25L78 23ZM94 22V24H92ZM130 22V23H129ZM160 22V23H159ZM5 23V24H4ZM27 23H28V25H27ZM58 23H59V26H58ZM76 23V24H75ZM125 23H127V25L125 24ZM134 23V24H133ZM140 23H141V25H140ZM31 24H33V25H31ZM41 24V25H40ZM67 24L69 25V26H67ZM83 24V25H82ZM91 24V25H90ZM132 24V25H131ZM136 24V25H135ZM100 26V28H99V26ZM120 25V26H121ZM134 25V26H133ZM138 25V26H137ZM156 24H155V26H157ZM92 26V27H91ZM124 26V27H125ZM134 27V28H132V27ZM141 26V27H140ZM148 26V27H147ZM72 27V29H70ZM84 27H86V28H84ZM87 27H90V28H92V29H90V28H88L87 29ZM94 27H96V29H97V27H98V29H97V31L95 30V28ZM108 27H110V28H108ZM125 27V28H126ZM136 27H138V28H136ZM146 27V28H145ZM31 28V29H30ZM39 28H41V29H39ZM45 28V29H44ZM56 28H58V29H56ZM77 28V29H76ZM93 28H94V31H93ZM108 30H107V29ZM137 30H136V29ZM19 29V30H18ZM24 31H23V30ZM25 29H28V30H26V32H25ZM35 29V30H34ZM102 29V30H101ZM110 29V30H109ZM30 30V31H29ZM32 30V31H31ZM34 30V31H33ZM49 30V31H48ZM111 30H113V31H116L117 30V32H118V36H116L114 33H116V32H112ZM121 30V31H122ZM136 30V31H135ZM145 30V31H144ZM148 30V31H147ZM48 31V32H47ZM53 31H55V32H53ZM63 33H61V32ZM75 31H76V33H75ZM77 31L80 33V35H81V33H82V31H84L83 33H82V35L84 34V36L83 37H85V39L82 37V35H81V37L79 36V33L77 34ZM91 31H93V32H91ZM107 32V35H106V33H104V32ZM127 31V32H126ZM140 31V32H139ZM56 32H59V33H56ZM91 32V33H90ZM96 33L97 34V32H98V34L97 35H99V33H100V35H101V32L102 33H104V34H102L104 37L106 36H108L107 38L105 37V39H104V37H101V38H97V37H95V36H97V35H95L94 36V34L93 33ZM129 32V35L127 34V35H125V33H128ZM139 32V33H138ZM10 33H12L11 35H9ZM18 33H20V34H18ZM50 35H49V34ZM109 33H111V34H109ZM114 35H113V34ZM59 34H61V35H63V36H61V35H59ZM65 34H67L66 36H65ZM75 34H77V35H75ZM93 34V37H95V39H96V41H94L93 39H89V41L87 42V40L88 39H86V37L87 36H89V38H91L92 35ZM111 36H109V35ZM117 34V33H116ZM135 34V35H134ZM138 34V35H137ZM58 35H59V37H58ZM86 35V36H85ZM130 35H134V36H130ZM142 35H143V37H142ZM5 36V35H4ZM4 36H0V37H2V39L0 38V40H2V42L0 41V47H2V43L3 42H5L6 41V39H3L4 38ZM17 36V37H16ZM68 36H69V38H68ZM77 36H79V37H77ZM122 36V37H121ZM150 36H151V38H150ZM5 37V38H6ZM14 37H12V40L13 39H15ZM58 37V38H57ZM64 37V38H63ZM110 37V38H109ZM115 37V38H114ZM116 37H117V39H116ZM120 37V40L118 39ZM125 37V38H124ZM127 37H130V39L131 40H129ZM133 37V38H132ZM166 37V36H165ZM62 38V39H61ZM68 38V39H67ZM72 38V42L71 43H69L68 44V42L69 41H71L70 39ZM76 38H78V39H76L77 41H79V43L77 44V41L75 40ZM112 38H114L113 39V41H109V39L110 40H112ZM146 38V39H145ZM163 40H162V39ZM167 38V37H166ZM9 39H11V38H8L7 39V41L9 40ZM63 39H65V40H63ZM116 39V40H115ZM124 41V39L126 40V41H128L127 42V45H125L126 43V41H122V40ZM132 39H134V40H132ZM142 39H143V41H142ZM152 39V40H151ZM4 40V41H3ZM11 40V41H12ZM48 40H49V42H48ZM69 40V41H68ZM7 41L5 42V43H7ZM65 41V42H64ZM66 41H67V43H66ZM74 41H76L75 43H74ZM87 42V44L85 43V42ZM121 42V44H120V42ZM129 41H131V42H129ZM139 41V42H138ZM144 43V44H142V42ZM165 42V44H164V42ZM52 42V43H51ZM60 42V43H59ZM94 42H96V43H94ZM100 42H102V43H100ZM104 42V43H103ZM117 42V44H115ZM133 42V43H132ZM158 42H161L162 43V45L161 44H157ZM10 43V42H9ZM43 43V44H42ZM51 45H50V44ZM62 43H65V44H62ZM81 43V44H80ZM93 43V44H92ZM108 43V44H107ZM113 43V45H110V44H112ZM119 43V44H118ZM129 43H132L133 45H135V46H133L132 44H129ZM143 45L142 47H141V44ZM8 44V43H7ZM10 44H12V43H10ZM53 44V45H52ZM55 44V45H54ZM71 44H72V46H71ZM74 44H76V46H73ZM93 45V46H91V45ZM94 44H95V46H96V48H95V46H94ZM98 44H100L99 46H98ZM115 44V45H114ZM123 44V45H122ZM168 44V45H167ZM9 45V44H8ZM61 45V46H60ZM80 47V49H77V48H79L78 46ZM82 45V46H81ZM84 45H87V46H84ZM90 45V46H89ZM117 45V46H116ZM124 46V48L122 47V49H120V50H117V49H119L121 46ZM167 45V46H166ZM11 48H12V45H9ZM48 46V47H47ZM51 46L53 47V49H51ZM69 46H70V48H69ZM89 46V47H88ZM103 46V47H102ZM113 46L116 48H113ZM129 46H131V47H129ZM156 46H157V49H156ZM159 46V47H158ZM163 46V47H162ZM166 46V47H165ZM10 47H8L9 48V53L11 52V54L12 53H14V51L12 52L11 50H10ZM57 47H59V48H57ZM61 47V48H60ZM82 47H85V50L88 52V53H86L87 54V56H89L91 53H93V55L91 54L89 57H87V59H84L82 62V65H81V58H79V56H81L82 55ZM101 47H102V49H101ZM112 47V50H113V52L111 53L112 54V56L111 57H113V58H110V53L108 52L107 53V51H108V49H110ZM119 47V48H118ZM129 47V48H128ZM47 48V49H46ZM56 48V49H55ZM91 48V49H90ZM98 48L102 51V50H104V51H102L103 53L102 54H104L105 53V51H106V56H107V58H106V56H104V57H102V56H100L99 54L101 53L100 52V50H98ZM126 48V49H125ZM128 48V49H127ZM131 48V49H130ZM133 48H135V50L133 49ZM145 48V49H144ZM158 48L159 49H161V50H158ZM164 48V49H163ZM166 48H168L167 50H166ZM90 49V52L88 51ZM94 49L96 50V51H98V56H100V57H98V58H96L97 57V55H94V53H96L97 54V52L95 51L94 52ZM124 49V50H123ZM134 50V52L133 51H131V50ZM143 49V50H142ZM51 50H52V52L53 53H51ZM56 50H59V51H57V53H56ZM80 50V51H79ZM116 50V51H115ZM129 50V51H128ZM136 50H137V53L138 52H140V51H142V52H140V53H138V55H137V53H136ZM140 50V51H139ZM147 50H150V48L149 49H147ZM153 50V51H154ZM170 50H171V53H170ZM24 51V50H23ZM61 51H66V54L64 55V57H62L63 55L62 54H60L61 53ZM118 51V52H117ZM125 51V52H124ZM131 51V52H130ZM163 51V52H162ZM168 51H169V53H168ZM26 51H24L23 52V54L25 53ZM100 52V53H99ZM120 52H122V53H120ZM126 52H127V54H126ZM130 52V53H129ZM155 52V51H154ZM161 52V53H160ZM165 52H167V53H165ZM45 53H49V57H48V55H47V57L48 58H45L44 56H43V54H45ZM68 53V54H67ZM113 53H114V55H113ZM133 53V56L131 55ZM149 53V52H148ZM157 53V54H158ZM55 54V56H53ZM57 54V55H56ZM121 54L123 55V56H121ZM1 55V57H0V59H4L3 57H2V54H0ZM15 55H17V54H15ZM31 55V54H30ZM30 55H27V57L29 56V59L31 58L30 57ZM51 55H52V57H51ZM68 55H69V57H68ZM115 55H116V58H115ZM126 55H131L130 57H132L133 59H131L129 56H127L128 58H126L125 56ZM9 56H13V54L12 55H8V57L6 56V58H10ZM19 56L20 57H22L21 59H23V58H27L26 57V54L23 56L22 55V53H20L19 54ZM71 56V57H70ZM15 57V56H14ZM17 57V56H16ZM20 57H18V58H20ZM61 58V60L60 59H56V62H55V58ZM94 57V58H93ZM101 57L102 58H106L107 60H104V59H101ZM5 58V59H6ZM13 58V57H12ZM63 58V59H62ZM77 58V59H76ZM100 58V60H98ZM108 58H110V60L108 59ZM121 59V61L120 60H118V59ZM123 58V59H122ZM4 59V62H6V60L8 61V60H10V59H6L5 60ZM31 59V60H32ZM51 59V61H49ZM65 59H67V61L65 60ZM68 59H71V60H68ZM76 59V60H75ZM97 59V60H96ZM115 59H116V61H115ZM125 59H127L126 60V62H125ZM129 59V60H128ZM13 60H15L14 58H13ZM13 60H11V61H13ZM26 60V59H25ZM25 60H23V61H25ZM63 60V61H62ZM78 60H80V61H78ZM103 60V61H102ZM1 61V60H0ZM22 61V63H24V65H26V63L25 62H27L28 61V59L25 61V62H23ZM47 61V62H46ZM52 61H54V62H52ZM60 61V62H59ZM65 61V62H64ZM72 61V62H71ZM101 61V62H100ZM119 61V62H118ZM131 61V62H130ZM2 63V62H0V65H1V67H4V65H5V69H2L1 67V69H0V71L2 70H6L5 72H7V67L12 63V62H10L9 63V61L7 62V64L6 63ZM45 62V63H44ZM59 62V63H58ZM69 62V63H68ZM72 63V65H71V63ZM77 62V63H76ZM112 62V63H111ZM114 62V63H113ZM126 64H125V63ZM128 62V63H127ZM130 62V63H129ZM135 62V63H134ZM147 62V63H146ZM151 62V63H150ZM14 63V62H13ZM30 63V65L32 66V64ZM38 63H39V65H38ZM67 63V64H66ZM105 63V64H104ZM108 63H110V64H108ZM119 64V65H116V64ZM121 63V64H120ZM132 63H134V64H132ZM149 63V64H148ZM41 64V65H40ZM113 64H115V65H113ZM136 64V65H135ZM143 64V66H145V67H143L142 68V65ZM146 64V65H145ZM148 64V65H147ZM27 65H28V63H27ZM26 65V66H27ZM29 65V66H30ZM59 65V66H58ZM71 65V66H70ZM74 65V66H73ZM102 65V66H101ZM111 65H112V67H111ZM141 67H140V66ZM151 65V66H150ZM25 66V67H26ZM54 66H55V69H54ZM69 66H70V68H69ZM73 66V67H72ZM79 66H82V67H79ZM110 67V68H108L107 69V67ZM115 66H117L116 68H114ZM128 66H129V68H128ZM140 67V68H137V67ZM146 66L149 68V69H147L146 70ZM28 67V66H27ZM53 67V68H52ZM152 67V68H151ZM75 68V69H74ZM88 68V69H87ZM104 68V69H103ZM122 68H125V69H122ZM135 68V70H132V69H134ZM137 68V69H136ZM30 71H31V69H30V67L28 68ZM58 69V70H57ZM64 69V70H63ZM67 69H70V70H67ZM73 69V70H72ZM106 69V70H105ZM114 69H116L115 71H114ZM54 70H55V73H54ZM66 70H67V72H66ZM78 70V71H77ZM98 70V71H97ZM107 70H109V71H107ZM122 70H125L126 72H120V71ZM132 70V71H131ZM138 70V71H137ZM141 70V71H140ZM142 70H143V72H142ZM156 72H155V71ZM68 71H69V74H68ZM71 71V72H70ZM75 71V72H74ZM80 71H81V73H80ZM82 71H83V74L85 73V75L87 76H82L83 74H82ZM84 71H86V72H84ZM93 71H96L95 73L93 72ZM102 71H105L104 73L102 72ZM114 71V72H113ZM146 71V72H145ZM151 71H154L155 72V74H153L154 72H151ZM4 72V74L2 75L1 73H0V75H2V76H4L6 73ZM88 72H92L94 75H93V77H91L92 76V73H91V75L88 73ZM99 74H98V73ZM101 72V73H100ZM111 72H112V74H111ZM130 72H131V74H134V73H138L139 75L138 76H140V79H137V80H135V78H133V76L130 74ZM148 72L150 73L149 75H151V77L149 78V75H147L148 74ZM40 73H38V75L39 76H41L40 75ZM62 73V72H61ZM62 73V74H63ZM112 75H110V74ZM119 73H120V75H119ZM122 73H123V75H122ZM140 73H141V75H140ZM143 73V74H142ZM113 74H114V76H115V78H118V77H120L119 79H117V80H114L115 78H114V76H113ZM128 74V75H127ZM67 75H69V76H67ZM95 75H97L98 77H96ZM110 75V76H109ZM119 75V76H118ZM125 75V76H124ZM158 74H156V76H157ZM71 76V77H70ZM95 76V77H94ZM124 77V80H123V77ZM131 76V77H130ZM159 76V75H158ZM157 76V77H158ZM42 77V79L40 78V82L41 83H37L38 84V86L39 85H41V84H45V83H43V81H46V79H44L43 80V76H41ZM56 77V76H55ZM101 77V78H100ZM127 77V78H126ZM129 77V78H128ZM153 77V78H152ZM152 79V80H151ZM35 80H36V82H39V77H38V80H37V75H36V78H35ZM114 80V81H113ZM122 80V81H121ZM140 80H141V82H140ZM149 80L152 82V85H151V82H149ZM51 81V82H50ZM77 81H78V83H77ZM135 81V82H134ZM114 82L116 83V84H114ZM155 82V81H154ZM82 83V84H83ZM128 83V84H127ZM149 83V84H148ZM157 83V82H156ZM119 84V83H118ZM154 84V85H153ZM50 85V84H49ZM114 85H115V87H114ZM149 86V87H148ZM152 88H151V87ZM161 87V88H160ZM40 88V87H39ZM154 88V89H153ZM169 89V87H166V89ZM39 90V89H38ZM37 90V91H38ZM100 90V89H99ZM116 90H117V88H116ZM6 91V90H5ZM5 91H2V92H4L5 93ZM27 91V90H26ZM42 91H44V90H42ZM52 91V90H51ZM114 90L112 89V96H113V93H117L118 91H115V92H113ZM13 93V91H9L8 90V93ZM39 92V91H38ZM38 92H36L35 94H37L36 96H37V98H40L39 96H38ZM52 92H54V91H52ZM164 92V91H163ZM6 93H7V91H6ZM9 93V94H10ZM16 93V92H15ZM15 93H13V94H15ZM20 93H23V92H20ZM20 93H18V94H20ZM30 93V92H29ZM29 93H27V92H25L24 93V96L25 97H27V96H29L28 94ZM116 93L114 94V96L115 97H117V95H118V97H119V99H118V97L117 98H115V99H113L112 100V105H114V104H122V101H124V103L123 104H125L126 103V100H128V99H131V98H122L123 97V95H119V94H117L116 95ZM150 93V94H149ZM13 94H10V95H8V97H6L5 95V97H4V100L7 102L8 100H10V102L8 101L7 102V105H10L11 103H13V101H16V100H18V99H23L24 97L23 96H21V95H13ZM17 94V93H16ZM26 94H27V96H26ZM43 93H41V95H42ZM52 95L53 93H49V95ZM56 94V92L53 94V95H55ZM58 94V97H56L57 99L59 98V93H57ZM56 94V95H57ZM2 95H3V93H2ZM2 95H0V96H2ZM33 95V94H32ZM40 95V94H39ZM49 96V98H50V100L51 99H53V98H55L54 96ZM64 95H66V94H64ZM98 95H99V97H102L101 95H103L101 92H99L98 91ZM30 96H31V93H30ZM36 96L34 95V96H31V97H33L32 99H31V102L33 103H31V104H29L28 105V107L30 108V110H31V107H30V105H32V110H34V108H35V110L33 111V112H38L39 110H40V112H41V109H42V96H41V100L40 99H37V101H36ZM120 96H122V97H120ZM35 97V98H34ZM47 97V96H46ZM2 98V97H1ZM13 100H12V99ZM61 98H63V99H61L62 100V102H64L63 100L65 99V96H61ZM33 99H34V101H33ZM47 99H48V97H47ZM56 99V100H57ZM97 99H99V98H97ZM133 100H135L134 98H132ZM3 100V99H2ZM1 100V101H2ZM3 100V101H4ZM12 100V101H11ZM39 100L41 101V102H39ZM50 100L48 99V100H46V101H49L50 102ZM136 100V101H137ZM4 101V102H5ZM52 102L54 101V102H56L55 100H51ZM113 101H114V104H113ZM115 101H118L117 103L115 102ZM121 103H120V102ZM6 102H5V104H6ZM37 102V103H36ZM8 103H10V104H8ZM48 102H45V108L43 109V111L42 112H44V113H46V114H49L50 116H52L51 114L53 113L52 112V110H53V108L52 107H54V103H51V104H53V105H51L50 106V103H49V105L47 104ZM37 106H36V105ZM122 104V105H123ZM134 104V103H133ZM40 106V108L41 109H39V106ZM47 105V106H46ZM132 105V104H131ZM33 106H35V107H33ZM44 106V105H43ZM49 106H50V109H51V111H48L49 110ZM124 106V105H123ZM48 107V108H47ZM48 110H47V109ZM56 108V107H55ZM46 109V110H45ZM37 110V111H36ZM54 111V113H55V110H53ZM48 112H52L51 114L50 113H48ZM57 112V111H56ZM53 113V114H54ZM57 114V113H56ZM56 114H54L53 116H57ZM60 114V113H59ZM48 115V116H49ZM59 118H60V116H58ZM95 121H98V123H94V125L96 126H92V124L90 125V126H92L91 128L89 127L88 128V130H89V132L91 131L90 129H92L93 127H95V128H97V127H99V125H103L104 126V123H102L103 121H101V120H93V122H95ZM99 121H101V123L99 122ZM69 123V122H68ZM71 123V124H70ZM70 125H72L70 128H75L74 126H73V124H72V115L70 116ZM68 124V129L67 128H65V131L64 132H68L69 131V133H67V134H65V133H62L63 134V136L65 137H63L62 136V138L63 139H60L61 138V136L60 137H56L55 136V133H51V135L49 134L48 136L49 137H52V139H50L49 137H47V138H49V140L47 141V142H49L50 140H51V142H53V144H57V143H59V144H57L56 146H57V148H56V150L54 149V147L52 146V143L50 144L52 147H53V149L55 150V152H51V148L49 147V149H47V147H46V144L44 143L45 141H43V138L46 136V134H45V136L40 140H38V143L37 144H35V145H39V146H37L39 149H36V151H35V156H33V149H31V154L29 153L30 152V149H28L29 151H26L27 152V154L29 153L30 155H25L24 153V155L22 154V155H20V156H18V155H16V156H14V158H16L17 159V157H26L25 159H21L20 158V160H18L19 162L17 163L16 162V160H13L10 156H12L13 157V155H15V154H13L12 152H10V154H13V155H10V156H8V158L10 159H5V162H6V166H7V164H8V168L11 170V168L14 170V173H12L11 172V176H10V174L8 175H4V176H9V177H7V179H9V178H11L10 180L12 181V179H13V177L15 176V174L16 175H18L19 174V176L21 177H19V176H16V177H14V178H16L15 180H13L15 183H13V181H12V185H11V181L9 182L7 179H5V180H7L8 182H9V185L10 186H8V187H10V188H6V187H4L5 185H6V183L5 182H3L2 184H4L3 186L2 185H0V186H2V187H0V198H2V196L1 195H3V193L4 194H9V193H15V194H18V195H15V196H13L12 198H10V197H7L8 195H5L6 196V198H7V201H6V198H4L5 196H3V204H4V202L6 201V203H8L9 204V202H8V199H12V200H14V199H18L16 202H15V200L14 201H10V202H14V204L12 205L11 203L9 204V206L8 207H10V210L8 209V207H6L7 208V210H6V208H5V206L7 205H3L2 204V201L0 202L1 204H2V206H4L3 208L5 209L4 211H6V213H0V221H1V218L3 219L2 221H4V218H7L8 216H10L9 214H11V216L14 214L15 215V213L14 212H16V208H17V211L19 210L20 211V208H21V206H23L22 208L23 209H25L24 208V206L25 207H27L28 208V210H26L27 212H30L31 211V209L32 210H36L38 207V212L40 211V212H42L43 214H42V216L44 217V215L45 214H47L46 213V211L48 212V214L50 213V214H53V216L52 215H50L49 216V218H52V219H54V217H55V219L57 220V218H58V216H57V214L59 213V215L61 216V215H63V217H64V220H62L61 219V217H59V219L58 220H60L59 221V223H61V222H71L72 221V219L71 218H69L70 217V215H69V217H67L68 215H66V213L68 212V211H66L65 209H68V207L69 208H71V210H72V208H73V211H75L76 209V211H79L80 209L79 208H82V206H83V208L82 209H84V205L89 201V199H85L84 198V200H82V201H84V202H82L81 200V203L83 204L84 203V205H81V203L79 204V202L77 203L76 201H78V200H73V201H70L69 203L70 204H68V201H69V199L70 200H72L71 198H73L74 199V195L75 194H77V190L78 191H80V190H87V191H93L94 193H97L100 189H103V190H105L110 184H107L106 182H105V180L103 179V178H101V177H99V178H97V176L96 175H99V172L97 171V172H95V171H93L95 168H96V165H97V167H98V164H99V166L102 164V160L104 159L103 157H102V155L100 156H96L97 155V152H99L100 151V149H98L93 143H91V141L89 140L94 134H93V132H91L90 134L88 133V131L86 130V128L83 130V127H81L82 125H80V122H79V124H78V128H76L77 129V131H76V129H74V131H72V129H71V131L69 130V125ZM65 126V125H64ZM84 126V125H83ZM108 126V125H107ZM66 127V126H65ZM81 127V129H79ZM102 127H100L99 129H97V130H102V131H104L105 130V128H102ZM108 128H109V126H108ZM111 128V127H110ZM68 130V131H67ZM81 130H83V131H81ZM93 130V129H92ZM94 130H96V129H94ZM79 131V132H78ZM73 132H78L79 134H80V132H81V134H80V136L78 135V133L76 134V135H78L75 139H72L73 141L71 142V140L70 141H68L66 138L68 137L69 139H71V138H74V136H76L75 135V133H73ZM74 134L73 136H72V134ZM86 133H88V134H86ZM95 133V132H94ZM96 133H98V132H96ZM95 133V134H96ZM65 134V135H64ZM69 134V135H68ZM70 134H71V136H70ZM68 135V136H67ZM120 136H123V138H124V140H123V142H125V144H129V142H133L132 140H131V138L129 139V138H127L129 135H126V134H124V133H121V134H119ZM53 137L54 138H56V142L57 143H54L55 141H53ZM80 139H79V138ZM83 137V139H81ZM84 137H85V139H84ZM86 137H89V139H88V142H89V144H88V142L87 143H84L83 141L84 140H86ZM46 138V139H47ZM58 138H59V140H58ZM127 138V139H126ZM66 139V143L68 144L69 142L70 143H73L72 144V146H70V144H69V146L71 147V148H73V150L72 151H74V150H76V151H78L77 149V147H78V145L80 146H82L83 144H84V146H83V149H85V146H86V144H88L87 146H86V151H84L83 152V149H82V147H79V150L80 151H82L83 153H84V155H85V157L86 158H84L83 156V153L82 152H80V153H82V155L79 153V152H76L75 151V153L74 152H70L71 151V148L68 146L67 148L68 149H66L65 148V146H62V147H64V148H61L62 149V151H64L65 149L69 152V153H71V154H74V155H69V153L67 152V153H65V151L62 153V151H61V149L59 150L58 148H60L61 147V145L63 144V143H61V141H63V140H65ZM128 139H129V142H128ZM75 140V141H74ZM81 140H83V141H81ZM39 141H40V143H44L45 145H42V144H40L39 143ZM41 141H43V142H41ZM60 141V142H59ZM77 141H78V143H80V144H77ZM183 142L184 141V143H186L185 141L186 140H184V139H182V140H180V142ZM75 142V143H74ZM83 142V143H82ZM86 142V141H85ZM50 143V142H49ZM178 143V142H177ZM177 143H176V145H177ZM65 144V143H64ZM67 144H66V146H67ZM40 145H42V147L40 146ZM60 145V147H58ZM76 145H77V147H76ZM91 145V146H90ZM93 145V146H92ZM43 146H45V147H43ZM180 146H183V148L186 146V144H185V146L181 143V144H178V148L180 147ZM36 147V146H35ZM36 147V148H37ZM76 149H75V148ZM93 149H92V148ZM30 148V147H29ZM42 148H43V150H45L44 152H46L47 154L49 153V155L51 154V155H53V154H55L57 157H55V155H53V156H49V157H47L48 155L46 154V156H45V153L43 152V150H42ZM89 149V151H91V153L89 152V154H88V149ZM96 148V149H95ZM172 150H174L173 152H172V150H171V152L173 153V154H176V153H178V155L180 156V155H183V151H182V149L180 148V149H178V152H176V150H177V148L174 146L173 148H172V146L170 147ZM52 149V150H53ZM64 149V150H63ZM176 149V150H175ZM35 150V149H34ZM37 150H39L40 152L38 153V151ZM47 150V151H46ZM53 150V151H54ZM93 150H94V152H93ZM99 150V151H98ZM183 152H181V151ZM57 151H58V153H57ZM42 152H43V154H42ZM60 152V153H59ZM86 152V153H85ZM95 152H96V155H95ZM101 152V151H100ZM53 153V154H52ZM57 153V154H56ZM61 153H62V157H63V159L60 157L61 156ZM65 153V154H64ZM76 153H79L78 155H80V156H76L75 154ZM93 153H94V155H93ZM180 153V154H179ZM66 154H68V155H66ZM99 154V153H98ZM32 155V156H31ZM60 155V156H59ZM64 155H66L65 157H64ZM89 157H88V156ZM90 155H92L91 157H92V159H91V162H93V158L94 157H96V158H101L102 160H101V164H100V161H97V163H95V164H93L92 166L91 165H89V166H91V167H86V166H88L87 164H89V161L88 160H90ZM177 155V154H176ZM177 155V156H178ZM29 156H30V158L32 157L33 158V160L31 159V162H33L32 163V165H30L31 164V162H29L30 161V158H29ZM41 157L43 158V161H42V163L40 164L38 161H41L42 159H41ZM44 157H46V159H47V161H46V159L44 158ZM51 157H55L53 160L51 159ZM59 157V158H58ZM66 157H68V158H66ZM69 157H75V159H73L71 162H69L70 161V159H69ZM76 157H79V158H76ZM80 157H82V158H80ZM87 157H88V159H87ZM34 158H36V159H34ZM49 158V159H48ZM84 158V159H83ZM94 159L95 161L96 160H98V159ZM12 159V160H11ZM29 159V160H28ZM41 159V160H40ZM53 161H51V160ZM56 159H58L57 160V164H56V167H57V165L60 163H62V165H63V163H64V167L63 168H67V171L68 170H73L75 167H73L74 166V164H73V162H74V160H75V162H77V164L78 165H82V167L84 168V170L85 171H89V173H90V171H92L90 174L91 175H87V173H88V171L86 172V175L87 176H85V171L83 172L82 171V167L80 168V166L79 167H77L78 168V170L76 171H71L70 170V172H69V174H70V178H69V174H67V176H68V178L70 179V180H68V182L70 181V182H72L73 180H72V178L75 176V179H77V180H74L75 182L76 181H79L80 183H78V182H76V183H74V185L72 186V188H71V186H70V184H73V183H68L67 182V180H65V179H67V177L66 176H64V177H62V179L60 178V177H58V175H56L57 174V169H56V167H55V162H56ZM64 159H68L69 161H65ZM78 159V160H77ZM81 159V160H80ZM83 159V160H82ZM86 159H87V164H86ZM24 160V161H23ZM44 160L46 161L45 163L46 164H44L43 162H44ZM51 161V162H49V161ZM61 160V161H60ZM63 160V161H62ZM8 161V162H7ZM11 161V162H10ZM16 162L15 163V166L13 165L14 164V162ZM22 161V162H21ZM36 161V162H35ZM94 161V162H95ZM127 161H128V164H132V163H134V161H135V159L133 158V157H131L130 159L129 158H127ZM4 162V161H3ZM4 162V163H5ZM66 162V163H65ZM81 162V163H80ZM90 162V163H91ZM104 162V161H103ZM29 163V164H28ZM53 163V164H52ZM69 163V164H68ZM73 165H72V164ZM86 164L85 166H84V164ZM9 164H12L13 166H11V165H9ZM19 164H20V166H19ZM39 164V165H38ZM45 165V168H44V165ZM76 163H75V165H77ZM3 166V168L2 169H4L5 171H7V167H5L4 166V164H2ZM41 165H43V166H41ZM49 165V166H48ZM52 165H54V169H53V171H51V173H52V175H54L52 178H51V175H50V180H51V182L53 183H55L54 185H55V187H54V189L52 188L53 186H52V184L50 183V182H48L47 181V184L49 183V185H48V189L49 190H56V192L53 194V195H51V194H43V193H40V192H38V191H31V190H29V187L27 188L25 185H26V178L27 177H29V179H32V178H34L32 175H34V174H38V176H36V175H34V176H36V177H39L40 179H36V180H41V181H43L42 179L43 178H41L42 176H44V173H45V176L47 175L46 174V172L48 173V170H49V173H50V170H52V169H49V168H51L52 167ZM10 166H11V168H10ZM33 166L35 167V168H33ZM41 166V167H40ZM48 168H47V167ZM95 166V167H94ZM31 167L33 168L32 170H31ZM36 167H38V168H36ZM73 167V168H72ZM85 167L87 168V170L85 169ZM94 167V168H93ZM18 169V171L21 173V175H20V173L16 170L15 171V169ZM91 168V169H90ZM22 170L23 171V174H25L26 176H23V174H22V171H20V170ZM23 169H25V170H23ZM30 171H29V170ZM42 169V170H41ZM45 169V170H44ZM47 169V170H46ZM80 169H81V172H83L84 173V179L83 180H81L82 178H81V176L83 175V173H81L80 172ZM90 169V170H89ZM97 169V168H96ZM10 170L9 171H7V173H9L10 172ZM29 171L31 174V176L29 175V174H27V173H25L26 171ZM41 170V171H40ZM25 171V172H24ZM27 171V172H28ZM33 173H32V172ZM44 171H46V172H44ZM55 171V172H54ZM18 174H17V173ZM28 172V173H29ZM38 172V173H37ZM41 172V174H40V176H39V173ZM75 174V175H73L72 176V174L73 173ZM81 173V175H80V177H79V175L77 174V173ZM43 173V174H42ZM50 173V174H51ZM93 173L94 174H96V173H98V174H96V175H94L93 177H95L96 176V179H98V181L95 179V178H93L92 177V175H93ZM12 174H14V176L12 175ZM77 175V176H76ZM45 176H44V180H45ZM58 178H60L61 179V184H63V183H65V181H66V184L68 185H66V188L68 187V189L67 190H65V189H63V188H65V187H63L61 184H60V179H57L56 180V178L57 177ZM89 176H91L92 178H90V179H94V180H96V182L93 180V182L94 183H104L105 185L102 187L101 186V184H98V185H96L95 186V184H93L92 183V180H91V182H90V179H89ZM148 176V175H147ZM19 177V178H18ZM31 177V178H30ZM47 177V176H46ZM77 177V178H76ZM20 179H22V180H20ZM23 179H24V181H23ZM28 179V180H29ZM53 179H54V181H53ZM65 181H64V180ZM89 181H88V180ZM101 179V180H100ZM103 179V180H102ZM124 180V184H126L127 185V187L130 185V182L128 181V179L127 178H123ZM4 180V181H5ZM22 181L21 183H25V184H20V181ZM49 180V181H50ZM56 180V181H55ZM59 180V181H58ZM63 180V181H62ZM99 180H100V182H99ZM6 181V182H7ZM18 181V182H17ZM85 181H88L87 183L85 182ZM128 181V182H127ZM59 182V183H58ZM85 182V183H84ZM166 183H169L170 184V180H166ZM14 184V185H13ZM19 184V185H18ZM46 184V185H47ZM59 184V185H58ZM90 184H93V186L92 187H90L89 185ZM107 184V185H106ZM129 184V185H128ZM149 184V183H148ZM18 186V187H15L14 188V186ZM23 188H25V189H27V190H25V189H22V187ZM24 185V186H23ZM45 185V184H44ZM51 185V186H50ZM57 185V186H56ZM64 185V184H63ZM64 185V186H65ZM81 185V186H80ZM150 185V184H149ZM12 186V187H11ZM20 186V187H19ZM50 186V187H49ZM60 186L62 187L61 189H60ZM95 186V187H94ZM111 186V185H110ZM70 187V188H69ZM81 187V188H80ZM127 187H126V189H125V191L127 192H125V195H124V193H123V191L121 192V191H118L117 192V194H118V196L120 197L119 198V200L121 201V203H123V202H126L127 203V201H129L128 199H126V195L128 194V196L130 195L131 196V194L132 193H130V191L129 190H127ZM2 188V189H1ZM11 188H14L15 189V191L13 190V191H10L11 190ZM56 188V189H55ZM78 188V189H77ZM105 188V189H104ZM19 189V190H18ZM62 189H63V191H62ZM111 190H112V188H110ZM57 190H59V192H57ZM114 190V189H113ZM2 191V192H1ZM96 191V192H95ZM54 192V191H53ZM88 193H90V192H88ZM93 193V194H94ZM70 194V196H67V195H69ZM97 194H100V191L97 193ZM71 195H73V197L71 196ZM88 195V194H87ZM133 195V194H132ZM20 196V197H19ZM76 196V195H75ZM85 196V195H84ZM124 196H125V198H124ZM19 197V198H18ZM22 197V198H21ZM26 197V198H25ZM31 197V198H30ZM69 197H71V198H69ZM27 198H29V199H27ZM100 198V197H99ZM97 199L96 201L98 202H102L100 199H106V198H100V199ZM130 198V197H129ZM170 198V197H169ZM5 199V200H4ZM21 199H23V200H21ZM65 199V200H64ZM1 200V199H0ZM88 200V201H87ZM92 200V199H91ZM90 200V201H91ZM103 200V201H104ZM107 201H111L110 199H106ZM146 201H147V199H145ZM170 200H174L173 198H170ZM42 201V202H41ZM43 201H45V203L43 202ZM49 201V202H48ZM60 201H61V204H60ZM75 201V202H74ZM87 201V202H86ZM90 201H89V204L87 203V205L88 206H90L89 208H88V211H90L91 209V213L92 212H94V205L95 204H93L94 203V200L93 201H91L92 203H90ZM59 202V203H58ZM65 202H67V204L65 203ZM86 202V203H85ZM106 202V201H105ZM39 203V204H38ZM41 203H42V205H41ZM55 203H56V206H55ZM65 203V204H64ZM148 203V202H147ZM37 204V205H36ZM51 204V205H50ZM53 204H54V206H53ZM74 204H76L75 205V207L78 205V206H81V207H78L77 206V208L75 209V207H73V205ZM92 204H93V206H92ZM149 204V203H148ZM39 205V206H38ZM57 205H58V207H60V210H59V208H57ZM62 205H64V206H61ZM66 205L68 206L67 208H65L66 207ZM71 205H72V207H71ZM86 205V206H87ZM12 206V207H11ZM19 207V209H18V207ZM33 206H35V208L33 207ZM37 206V207H36ZM44 206L47 208V210L44 208ZM51 208H50V207ZM86 206H85V208H86ZM30 207V208H29ZM57 209H56V208ZM93 207V208H92ZM146 207H149V206H146ZM2 208V209H3ZM22 208H21V211H23L22 210ZM26 208V209H27ZM44 208V209H43ZM55 209L54 211H53V209ZM61 208H65L64 210H65V212H64V210L62 211V212H64V213H62V214H60V212L59 211H61ZM86 208V209H87ZM120 208H122L123 209V213H122V216H124L123 218H126L127 217V215L128 214H125L124 213V208H123V205H120ZM134 207L132 206L131 207V213L129 214V219H131L132 221H135L136 219H139L140 221H139V223L141 222L142 224H146L145 223V220L143 219L142 220V217H141V215H134L133 213L137 210V208H136V210L135 209H133ZM13 209V210H12ZM29 209H30V211H29ZM42 209V210H41ZM48 209H52V210H50V211H52V212H54V213H52V212H50V211H48ZM152 208H150V210H151ZM36 210V211H37ZM58 212H57V211ZM69 211H70V209H68ZM139 210H140V208H139ZM142 210V209H141ZM144 210V209H143ZM147 210H149V208H147ZM156 210V209H155ZM3 211V210H2ZM14 211V212H13ZM18 211V212H19ZM20 211V212H21ZM25 211V210H24ZM36 211H34L35 212V214H36ZM75 211V212H76ZM132 211H134L133 213H132ZM12 212V213H11ZM18 212H16V213H18ZM55 212H57L56 213V215H54L55 214ZM71 212V211H70ZM9 213V214H8ZM32 213V212H31ZM133 214V215H132ZM28 215L29 216H31L29 213H28ZM36 215H40L39 213H37ZM73 215V214H72ZM126 215V216H125ZM7 216V217H6ZM34 218H36V216L34 215L33 216ZM41 217V216H40ZM39 217V219L40 220H42L43 218L41 217L40 218ZM46 217V218H45ZM45 217H44V219H47L48 218V215H45ZM57 217V218H56ZM68 219H67V218ZM31 218H32V216H31ZM31 218H29V219H31ZM110 218H112V217H109V219ZM39 219H37V220H39ZM69 220V221H68ZM71 220V221H70ZM110 221H111V219H110ZM79 222V221H78ZM80 222H83L81 219H80ZM111 224V223H110ZM151 224H153V223H151ZM163 225H165V224H163ZM110 227H111V225H110ZM140 227H143L142 225L140 226ZM144 228V227H143ZM152 230L154 231V230H156V228L155 227H152ZM13 231V235H15L16 233H14L15 231L14 230H12ZM11 230L9 231V232H12ZM62 232H64L65 234H69V233H73V231H69V233H67L68 232V230H63ZM45 234H47V231H45L44 232ZM10 234H12V233H10ZM13 235H9V236H13ZM261 236H264V235H261ZM46 237V236H45ZM12 239H14V237L12 238ZM43 239H45V238H43ZM14 241V240H13ZM104 241H106V243H104ZM136 241V243H134ZM99 242L100 243H103L104 245L105 244H107V242H109L108 240H107V238L106 237H101L100 239H99ZM134 242L132 241V243H134V244H136V245H138V244H140V243H138L137 244V240H135L134 239ZM164 242H166V241H164ZM167 243V242H166ZM169 243H171V242H169ZM162 244H165V243H162ZM23 245V244H22ZM20 245V247H22V248H18V249H24V247H25V245ZM165 245H169L168 243L167 244H165ZM138 246H140V245H138ZM169 247H172L171 245H169ZM26 248H30V249H32L33 247H32V244H28V245H26ZM16 249V248H15ZM184 249H188V248H184ZM246 249V248H245ZM244 249V250H245ZM248 249H250V248H248ZM11 250H13V252H14V248H12ZM247 252H249L248 250H246ZM13 252H12V254H13ZM11 254V255H12ZM7 259L9 260V258L8 257H6V260H5V263L7 262ZM2 261H4V260H2ZM2 261L0 262V263H2ZM9 262H11V261H9ZM7 263V264H13V262H11V263ZM107 263H108V261H106ZM15 263V262H14ZM103 262H100V264H102ZM2 264H4V263H2ZM86 264H89V263H87L86 262ZM103 264H106L105 263V261H104V263ZM109 264V263H108ZM164 264H166L165 262H164Z\"/></svg>",
	"mask_w": 264,
	"mask_h": 264
},
{
	"label": "crops",
	"instance_id": "crops-1",
	"mask_svg": "<svg viewBox=\"0 0 264 264\" xmlns=\"http://www.w3.org/2000/svg\"><path fill=\"white\" fill-rule=\"evenodd\" d=\"M60 54H66V52H61ZM43 56L46 58V54H43ZM86 81V80H85ZM96 80H94V82L93 81H86L85 83H83L82 85H78V84H73L70 88H68L67 89V93H66V95H65V100H64V102L66 103V104H73V105H76L77 106V104H79L80 106H81V103H83V105L80 107V109L82 110H77V108H76V110L74 109L73 110V113H72V124H73V126H78L77 124H75L76 122L78 123L79 122V116H81V118H80V124H82V121H83V119H85V120H87V118L88 117H90L91 119H92V116H94L95 115V118H98V117H100L99 119H101L102 117H103V115L105 116V115H107L108 116V114H111V112H108L110 109H111V106L110 105H112V92H111V90H110V92H108L107 91V85L106 84H104V87L106 88V90L105 91H103L104 92V94L102 95V97H100L99 99H97L94 95H92V94H86V91H87V89H91L90 88V86L92 85L93 87H95V84H96V82L98 81H96ZM95 83V84H94ZM86 84V85H85ZM90 85V86H89ZM98 84H96V87H98V89H100L101 90V86H100V84L97 86ZM84 86V87H83ZM87 86H89V87H87ZM91 86V87H92ZM100 86V87H99ZM57 87V89H58V86H56ZM56 87H55V89H56ZM81 87V88H80ZM104 88V89H105ZM103 89V90H104ZM84 90H86V91H84ZM96 91H97V88H96ZM111 93V94H110ZM111 95V96H110ZM84 102H85V104H84ZM87 102H89L88 104H87ZM91 102H92V104L94 103V102H96V103H100L99 104V112L98 111H96V103H94L93 105L91 104ZM105 102H108L107 103V105H106V103ZM103 103V104H102ZM88 105V106H87ZM103 105V106H102ZM104 105L105 106H108V107H104ZM93 106V108H94V111H93V109L92 108H89V109H87L88 107H92ZM82 107H85V109L84 108H82ZM87 107V108H86ZM103 108V109H102ZM104 108H110V109H108V110H106V109H104ZM84 109V110H83ZM91 109V110H90ZM90 110V111H89ZM106 110V111H105ZM75 111H76V113H77V116H76V113H75ZM102 111H104V112H102ZM111 111V110H110ZM79 112H81V113H79ZM90 112V113H89ZM98 112V113H97ZM103 114H102V113ZM105 112H107V113H105ZM88 113V114H87ZM105 113V114H104ZM86 114V115H85ZM100 114H101V116H100ZM79 115V116H78ZM89 115V116H88ZM99 115V116H98ZM84 116V117H83ZM97 116V117H96ZM107 116H105V117H107ZM55 117V116H54ZM58 117V116H57ZM55 118L56 120L57 119H59V117L58 118ZM76 117H79L78 119L76 118ZM82 117H83V119H82ZM105 117H103L104 119H105ZM90 118H88V121H87V123H88V125L90 124V122H91V120H90ZM48 120H51V122L53 123V121L55 122L56 120H54V118L53 119H48ZM47 120V122H48V124L49 123H51L50 121H48ZM53 120V121H52ZM60 120V119H59ZM85 120H84V124L85 125H87V123L85 122ZM58 122V121H57ZM51 123V124H52ZM60 123H61V121H60ZM62 123H64V122H62ZM79 124V123H78ZM63 125V124H62ZM83 125V124H82ZM61 127V126H60ZM146 181H149V178L146 180ZM146 183V182H145ZM148 183H150V181L148 182ZM147 185H149V184H147Z\"/></svg>",
	"mask_w": 264,
	"mask_h": 264
},
{
	"label": "built area",
	"instance_id": "built-area-1",
	"mask_svg": "<svg viewBox=\"0 0 264 264\" xmlns=\"http://www.w3.org/2000/svg\"><path fill=\"white\" fill-rule=\"evenodd\" d=\"M2 26H0V32H2ZM12 34V33H11ZM20 34V33H18ZM23 46L22 40L21 38H17V39H13L12 40V48L14 51H16V54H19V51H21V48ZM23 69L25 72H23ZM20 72L26 73L27 69L25 67L22 66L21 63H16L14 65H9L7 68V73L9 75H14V74H19ZM9 87V88H17L16 85L12 84L11 79H9L6 76H1L0 75V87ZM12 109L19 111V114L21 112L19 104L15 103V105H12ZM15 118L14 114H10L9 110L5 107H2L0 105V142H12V143H16L19 146H21V137L20 134H16V130H14V127L12 125V120ZM21 128L23 127V123H20ZM24 146V145H22ZM25 147V146H24Z\"/></svg>",
	"mask_w": 264,
	"mask_h": 264
}]
</instances>
